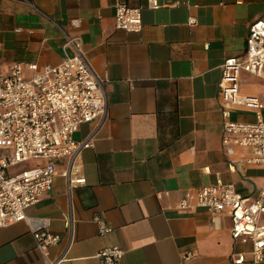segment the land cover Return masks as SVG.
Listing matches in <instances>:
<instances>
[{"label": "crops", "instance_id": "crops-1", "mask_svg": "<svg viewBox=\"0 0 264 264\" xmlns=\"http://www.w3.org/2000/svg\"><path fill=\"white\" fill-rule=\"evenodd\" d=\"M31 1L0 0V66L34 62L40 71L56 65L70 53L65 33L78 35L104 77L107 111L73 135L93 138L79 159L85 183L69 195L58 173L25 209L49 219L48 230L60 235L57 244L44 255L28 224L14 223L0 228V264H47L58 257L69 239L64 217L70 200L73 242L59 264H100L97 252L114 245L123 250L119 264H232L235 253L248 251L249 243L231 237L227 213L177 204L186 192L219 181L250 200L264 191V163L244 162L250 148L224 151L218 98L220 65L244 55L264 0H157L156 9L147 0ZM119 1L142 7L140 32L115 28ZM24 74L33 72L25 68ZM262 87L261 78L240 72L242 92L259 95ZM231 118L253 121L254 115L234 107ZM56 167L63 170L65 160ZM96 218L111 230L101 234Z\"/></svg>", "mask_w": 264, "mask_h": 264}, {"label": "built area", "instance_id": "built-area-1", "mask_svg": "<svg viewBox=\"0 0 264 264\" xmlns=\"http://www.w3.org/2000/svg\"><path fill=\"white\" fill-rule=\"evenodd\" d=\"M33 5L31 0H14ZM152 9L157 0H147ZM115 28L126 32H140L141 6L124 1L115 4ZM189 23H194L190 19ZM64 47L69 48L60 63L44 65L37 71L34 62H13L0 66V228L25 221L33 234L36 247L48 254V247L57 244L58 233L48 230L47 217L28 216L25 209L38 201L51 187L54 176L61 174L68 194L85 177L79 173L81 152L92 145V135L75 140L73 135L83 123L104 118L107 99L104 77L91 65L78 35L65 33ZM32 71L26 77L24 69ZM218 98L222 104L221 143L226 154L233 146L249 147L248 164L264 163V15L253 21L245 37V53L241 57H226L220 65ZM245 71L263 81L259 95L240 90V72ZM234 107L253 111V121L231 118ZM64 159L65 167L58 171L56 161ZM37 160L31 166L9 173V168ZM180 209L204 208L210 212L227 213L230 235L234 240L250 244L248 251L234 254L232 264H264V191L253 200L243 197L232 183L217 182L206 185L195 193L186 192L177 204ZM100 233L111 228L96 218ZM75 219L71 200L64 217L69 233L63 252L47 264L66 260L73 242ZM123 250L107 246L97 252L100 264H119ZM190 253L184 255L189 259Z\"/></svg>", "mask_w": 264, "mask_h": 264}, {"label": "rangeland", "instance_id": "rangeland-1", "mask_svg": "<svg viewBox=\"0 0 264 264\" xmlns=\"http://www.w3.org/2000/svg\"><path fill=\"white\" fill-rule=\"evenodd\" d=\"M32 161V160H31ZM31 161H28V162H25V163H21V164H19V165H17V166H15V167H13L12 169H18V168H21V167H24V166H31L32 164V162ZM11 169H9V170H7L8 172L10 171ZM10 173V172H9Z\"/></svg>", "mask_w": 264, "mask_h": 264}]
</instances>
